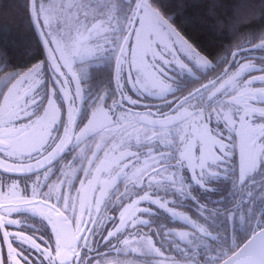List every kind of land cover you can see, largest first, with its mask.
Here are the masks:
<instances>
[{
	"label": "snow or ice",
	"instance_id": "snow-or-ice-1",
	"mask_svg": "<svg viewBox=\"0 0 264 264\" xmlns=\"http://www.w3.org/2000/svg\"><path fill=\"white\" fill-rule=\"evenodd\" d=\"M11 7L0 264H264V0L208 5L212 50L166 0Z\"/></svg>",
	"mask_w": 264,
	"mask_h": 264
},
{
	"label": "trees",
	"instance_id": "trees-1",
	"mask_svg": "<svg viewBox=\"0 0 264 264\" xmlns=\"http://www.w3.org/2000/svg\"><path fill=\"white\" fill-rule=\"evenodd\" d=\"M14 0H0V49L8 48L14 53V65L23 67L29 60V55L35 52L32 32L24 14L13 9ZM173 11L181 12L180 26L190 37L209 50L226 44L227 40H218L212 33L208 5L216 3L223 5L221 15H226L236 9L243 11L244 4L260 7L261 0H166ZM258 22V17H257ZM12 69H10L11 71ZM0 74V77H3Z\"/></svg>",
	"mask_w": 264,
	"mask_h": 264
},
{
	"label": "rangeland",
	"instance_id": "rangeland-1",
	"mask_svg": "<svg viewBox=\"0 0 264 264\" xmlns=\"http://www.w3.org/2000/svg\"><path fill=\"white\" fill-rule=\"evenodd\" d=\"M3 80H4V76L0 77V86H2Z\"/></svg>",
	"mask_w": 264,
	"mask_h": 264
}]
</instances>
